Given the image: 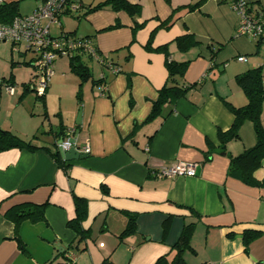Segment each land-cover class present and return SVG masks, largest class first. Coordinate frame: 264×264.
<instances>
[{"label": "crops", "instance_id": "1", "mask_svg": "<svg viewBox=\"0 0 264 264\" xmlns=\"http://www.w3.org/2000/svg\"><path fill=\"white\" fill-rule=\"evenodd\" d=\"M127 1L140 7L137 17L106 7L84 17L87 28L82 34L61 26V33L90 37L101 67L90 72L93 81L102 79V83L92 85L81 96L79 126L64 113L62 118L56 114L59 120L49 123L48 134L32 143L53 151L52 144L59 140L54 141L53 132L61 122L67 137L78 131L77 149L81 152L87 145V157L66 162L64 171L45 150L0 152V264H46L73 243L75 233L67 227L75 216L73 197L86 201L83 228L91 231V221L96 222L108 238L107 249L104 245L97 249L86 241L83 252L70 254L73 264H154L170 253L188 224H194L193 252L183 255L188 264H264V186H249L227 176L229 157L255 144L252 125L245 122L239 139L228 142L224 150L218 137L233 121L224 103L242 107L247 102L235 76L249 68L226 65V49L217 47L223 45V26L212 23L200 7L202 0L194 10L191 8L199 2L193 5V0ZM250 1L255 8L264 6V0ZM41 2L0 0V4H16L17 16L31 14ZM214 2L223 10V1ZM230 18L226 39H231L239 22L235 13ZM115 24L119 26L115 28ZM136 25L141 27L134 29ZM184 35H192L199 44L180 53L175 40ZM232 44L237 46L236 58L252 52L241 39ZM164 46L171 60L189 62L178 85L197 86L167 103L160 117L143 124L167 82L165 55L155 51ZM27 51L25 48L22 55ZM257 57L254 68L264 65V58ZM224 73L227 87H223ZM9 78L4 81L8 83ZM100 84L106 87L104 96H99ZM48 91L47 84L44 107L40 104L44 110ZM261 124L264 127V109ZM177 162L196 164V175L155 177L158 169ZM253 176L259 183L264 181V161ZM23 203H47L45 222L19 225L18 237L26 253L13 239L12 220L4 216L9 208ZM127 215L135 217V232L119 240ZM165 221L169 228L162 238ZM247 230L260 236L245 252L242 234Z\"/></svg>", "mask_w": 264, "mask_h": 264}, {"label": "trees", "instance_id": "2", "mask_svg": "<svg viewBox=\"0 0 264 264\" xmlns=\"http://www.w3.org/2000/svg\"><path fill=\"white\" fill-rule=\"evenodd\" d=\"M227 2V0H221ZM249 5L253 6L252 2L248 0ZM200 5V2L193 6L191 10H194ZM84 4L80 0L79 7L74 11L66 10L64 15L72 16L73 13H78L79 11H84L81 17H85L93 12L102 10L103 8L108 7L113 12H124L130 18H135L140 14V7L129 3L127 0H100L98 4L91 6H86L84 10ZM257 11L261 13L262 19L264 22V8L256 7ZM17 17V7L16 4H0V24L7 25ZM80 16L77 15V18ZM118 24H115V28L118 27ZM141 25H136L134 29L140 28ZM62 35L70 36L76 38L77 40L88 39L91 43L90 37H74L75 33H61L56 36L60 37ZM264 37L258 38L256 42L257 48ZM175 44L180 53H185L189 49L197 47L199 42L192 35H184L178 37L175 40ZM92 45V44H91ZM93 46V45H92ZM97 55V50L93 47ZM258 50V49H257ZM155 51L163 52L165 55V67L167 70L168 78L166 84L159 90L157 99L153 102L151 111L143 124L149 123L154 119L161 116L163 112V107L169 103L173 102L179 98L184 97L187 92L197 86V84H190L187 86H179L178 80L181 79L187 66L189 64L186 62H175L170 59L169 54L167 53L166 46L159 47ZM82 55H87L81 50H76L72 54L68 55L69 58V68L70 72L74 74L79 79V87L90 78H92L90 69L87 65L82 62ZM91 58L89 55H87ZM98 56V55H97ZM214 63H211L208 71L212 70ZM12 65H14L12 63ZM23 65L32 66V61L24 63ZM263 67L259 66L257 68L249 69L241 74L235 76V82L237 86L242 90L243 94L246 97V104L242 107H233L228 103H224L228 111L233 116V121L230 128L224 132L219 131L218 137L221 142V148L224 150L225 145L233 140L239 139V130L245 122H249L252 125L253 132L255 135V144L245 149L243 152L236 156L229 157V166L227 170V176L235 178L246 185L249 186H264V181L259 183L255 180L253 174L256 170L262 167L264 161V127L261 124V114L262 106L264 102V75ZM34 68V67H33ZM12 76V75H11ZM10 76L8 83H13V78ZM35 75H32L29 82H32L35 78ZM102 79L93 81L92 85L96 83H102ZM9 83V84H10ZM24 91H31L29 84H23ZM46 92L41 96H36V100L42 103L44 107V97ZM80 101V98L78 97ZM46 114V113H45ZM45 116V115H44ZM136 129V128H135ZM66 129L61 122L58 124V131L53 132V139L56 141L58 138H66ZM134 134V131H133ZM36 135L32 137L31 140H23L11 131L2 130L0 128V152L8 151L11 149L26 150V151H36V150H45L49 156L55 161V163L64 171L67 170V163L64 162L59 154L58 147L54 142L52 147L54 148L51 151V148L47 146L38 147L32 142L36 139ZM152 139V136L149 137V141ZM74 202V212L75 216L73 219L67 222V227L75 233V241L71 243L66 249L62 251H57L55 256L46 264H73V261L70 258V254L83 252L85 250V243L89 238L90 231L83 228L82 223L86 218V201L84 199L73 197ZM47 206V203L41 205H32L29 203H23L19 205H14L9 208L4 216L7 219L12 220L13 222V239L16 241L19 249L26 253L25 248L18 237V228L19 225L23 222H30L32 224L45 222L44 210ZM128 221L125 229L119 235V240L123 237L132 234L135 232V217L132 215H127ZM169 228V222L165 221L162 225V238H165ZM194 224L185 225L182 229V232L178 240L172 245L171 251L169 254L161 256L156 260L154 264H188L183 255L185 252H193V249L190 245V239L193 233ZM260 236L259 232L256 231H244L242 234V243L244 251L247 252L249 244Z\"/></svg>", "mask_w": 264, "mask_h": 264}, {"label": "rangeland", "instance_id": "3", "mask_svg": "<svg viewBox=\"0 0 264 264\" xmlns=\"http://www.w3.org/2000/svg\"><path fill=\"white\" fill-rule=\"evenodd\" d=\"M99 1L100 0H82L85 6L84 10H86V6H94L98 4ZM199 1L200 0H193V5ZM214 1L215 0H202L200 7H203V10L210 15V19H212V23L215 24V26H223V47H217L219 50L223 48V51L226 49L223 53V57L227 60L226 65L229 64L230 69L244 66L245 70H247L248 68L251 69L256 67L254 63L255 57L259 54L257 57L258 59L262 60L264 58V42H262L259 48H257V39L255 40L254 38L247 36L237 37L236 30L232 33L231 39H226L229 36L227 34L229 29V19H231L230 17L232 13H235L236 16L237 14L229 2H223L222 10L218 9V6H216V2ZM258 7L262 9L264 8V6L260 5H258ZM81 14L82 11L73 13L72 16L63 14L58 23L56 22L50 26L49 30L51 35L57 36L62 25L63 28L75 31L78 35L82 34L85 31V28H87V23L85 22L84 17L80 16L77 18V15ZM219 17L220 19L217 20ZM208 21L210 22L209 19ZM236 39H241L245 43H248V46L250 45L249 48L252 52L245 56L248 63H237L235 53L237 46L232 44ZM24 49V46L21 45L17 49L21 51L19 53L11 48L9 42L0 43V128L2 130L11 131L23 140H30L34 135H36V137H40L45 135L44 133L48 134L49 123H56L57 119L59 120L58 116L55 117L56 114H60V117H63L64 113L65 117L70 120L72 124H74L76 122L78 110L80 109V101L78 100V97L81 98L85 91L90 90V87H92L93 77L79 87V79L70 72L68 56L57 57L53 63L54 68L52 76L47 81L50 89L48 93L50 95L47 99V108L44 110V108L40 105L41 103L35 102L37 94L34 91L25 92L23 86L21 85L23 82H27V84H29L31 76L36 74V70L32 66L21 64L23 61L31 60L33 62L36 58L35 53L31 51H27L25 56H23L22 54L24 53ZM81 60L91 71L96 72L97 69L101 68L94 58H89L87 55H82ZM16 61L20 62L19 66L12 65V62ZM11 73L14 74L15 78L14 84H11L13 89L12 94L8 93V87L4 81V79L7 80L11 76ZM33 82L35 85H38L39 78L37 77ZM225 86L227 87L228 85L227 75L224 73L223 87ZM263 109L264 102L262 110ZM91 224L92 226L89 238L87 239V244L94 245L97 249H100L99 247H103L104 245L107 249L108 238H106V234L100 229L98 223H93V221H91Z\"/></svg>", "mask_w": 264, "mask_h": 264}, {"label": "built area", "instance_id": "4", "mask_svg": "<svg viewBox=\"0 0 264 264\" xmlns=\"http://www.w3.org/2000/svg\"><path fill=\"white\" fill-rule=\"evenodd\" d=\"M238 16L236 28L237 37H251L258 39L264 37V22L262 15L254 6L249 5L248 0H227ZM80 5V0H42L31 14L15 17L10 24H0V43L9 42L14 51L23 45L27 50L34 52L36 58L32 62L36 70L39 83H29V88L37 96H41L47 89V81L53 73V63L57 57L68 56L76 50L89 55L91 58L99 59L93 46L88 39L77 40L76 38L62 35L52 36L50 26L58 23L60 17L66 10L74 12ZM237 62L246 63L247 58L237 57ZM110 67V65H109ZM7 84L8 93L12 94L11 84ZM106 87L99 85V96H104ZM64 151L70 149L71 144L64 140L57 146ZM81 153L88 154L89 147L83 145ZM196 164L177 162L170 166L161 167L155 172L157 178L194 177L196 175ZM73 260V257H70Z\"/></svg>", "mask_w": 264, "mask_h": 264}, {"label": "water", "instance_id": "5", "mask_svg": "<svg viewBox=\"0 0 264 264\" xmlns=\"http://www.w3.org/2000/svg\"><path fill=\"white\" fill-rule=\"evenodd\" d=\"M76 126H79L81 124V109H79L78 114H77V118H76V122H75ZM71 137H67V138H59L58 142H57V146L62 144V142L64 140H67L68 143L71 144L70 149H68L67 151L62 150L61 148H58L59 154L61 159L64 162H70V161H74V160H78V159H84L87 157L86 154L81 153L78 151L77 146H76V136L78 134V131H73L70 133Z\"/></svg>", "mask_w": 264, "mask_h": 264}]
</instances>
